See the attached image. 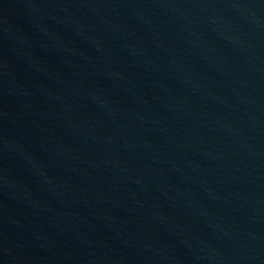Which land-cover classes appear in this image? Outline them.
<instances>
[{
	"label": "water",
	"instance_id": "95a60500",
	"mask_svg": "<svg viewBox=\"0 0 264 264\" xmlns=\"http://www.w3.org/2000/svg\"><path fill=\"white\" fill-rule=\"evenodd\" d=\"M0 264H264V0H0Z\"/></svg>",
	"mask_w": 264,
	"mask_h": 264
}]
</instances>
